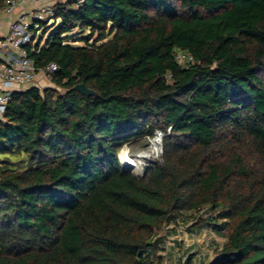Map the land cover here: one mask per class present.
I'll return each instance as SVG.
<instances>
[{
	"label": "trees",
	"instance_id": "obj_1",
	"mask_svg": "<svg viewBox=\"0 0 264 264\" xmlns=\"http://www.w3.org/2000/svg\"><path fill=\"white\" fill-rule=\"evenodd\" d=\"M53 8L26 46L51 86L0 115V264H162L178 222L224 237L208 264H264V0ZM158 132L143 176L120 163Z\"/></svg>",
	"mask_w": 264,
	"mask_h": 264
},
{
	"label": "built area",
	"instance_id": "obj_2",
	"mask_svg": "<svg viewBox=\"0 0 264 264\" xmlns=\"http://www.w3.org/2000/svg\"><path fill=\"white\" fill-rule=\"evenodd\" d=\"M81 3L83 0H75ZM28 3L35 6L26 10ZM55 2L45 0H6L4 11L7 14L16 12L10 22L8 31L0 36V115L6 108L11 93L18 87L34 81L39 74L56 70L55 63H49L46 69H37L28 56L26 46L38 41L41 36L42 24L53 22ZM179 62L193 60L191 54L180 52L176 55Z\"/></svg>",
	"mask_w": 264,
	"mask_h": 264
},
{
	"label": "rangeland",
	"instance_id": "obj_3",
	"mask_svg": "<svg viewBox=\"0 0 264 264\" xmlns=\"http://www.w3.org/2000/svg\"><path fill=\"white\" fill-rule=\"evenodd\" d=\"M70 40H78L79 34L74 30ZM47 34L42 35L41 43L46 39ZM39 38V34L37 35ZM73 42V41H72ZM74 43H80L74 42ZM41 76H48L41 74ZM161 133L158 132L153 138H150L143 147H129L124 145L119 151V161L121 156L135 160L138 167L131 170L137 176H143L144 167L150 160H157L161 154ZM155 139L159 143H155ZM156 145V146H155ZM122 154V155H121ZM190 223L178 222L171 224L160 231V235L165 237V249L160 252L162 255V264H185L190 257H195L192 264H208L210 257L217 252L224 241V237L218 235L207 226L197 227L195 231L188 230Z\"/></svg>",
	"mask_w": 264,
	"mask_h": 264
},
{
	"label": "crops",
	"instance_id": "obj_4",
	"mask_svg": "<svg viewBox=\"0 0 264 264\" xmlns=\"http://www.w3.org/2000/svg\"><path fill=\"white\" fill-rule=\"evenodd\" d=\"M46 2H56L57 0H45ZM34 4L33 3H28L27 6H26V10H32L34 8ZM16 17V12L12 13V14H7L5 11H4V8H1L0 9V36H3L5 33H7L8 31V26L10 24V22ZM29 86H38V87H48V86H51V83L49 81L48 78H46V76H41V74H39L35 79L34 81L28 83L27 85H24V86H21V87H18L16 90H20V89H26L28 88ZM197 227H194V228H190L188 230H192L195 231ZM221 247V246H220ZM219 247V248H220ZM219 250V249H218ZM217 250V251H218ZM217 255V252L214 253L212 255V257H210V259L208 261H211L215 256ZM195 257H190L189 259L186 260V263L185 264H192V260H194Z\"/></svg>",
	"mask_w": 264,
	"mask_h": 264
},
{
	"label": "bare ground",
	"instance_id": "obj_5",
	"mask_svg": "<svg viewBox=\"0 0 264 264\" xmlns=\"http://www.w3.org/2000/svg\"><path fill=\"white\" fill-rule=\"evenodd\" d=\"M155 143H159V140L155 139ZM121 164L129 170H134L138 167V164L135 162V160L127 158L126 156H121Z\"/></svg>",
	"mask_w": 264,
	"mask_h": 264
},
{
	"label": "water",
	"instance_id": "obj_6",
	"mask_svg": "<svg viewBox=\"0 0 264 264\" xmlns=\"http://www.w3.org/2000/svg\"><path fill=\"white\" fill-rule=\"evenodd\" d=\"M75 89L84 95H93L94 91L90 88H88L83 82H80L75 85Z\"/></svg>",
	"mask_w": 264,
	"mask_h": 264
}]
</instances>
